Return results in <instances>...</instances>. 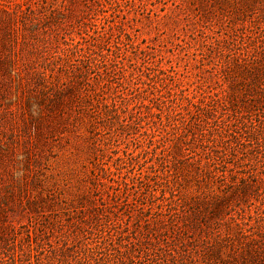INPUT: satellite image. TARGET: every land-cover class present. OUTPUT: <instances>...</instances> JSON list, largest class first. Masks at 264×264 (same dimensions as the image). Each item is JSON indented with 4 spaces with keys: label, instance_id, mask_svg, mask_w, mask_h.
Masks as SVG:
<instances>
[{
    "label": "rangeland",
    "instance_id": "rangeland-1",
    "mask_svg": "<svg viewBox=\"0 0 264 264\" xmlns=\"http://www.w3.org/2000/svg\"><path fill=\"white\" fill-rule=\"evenodd\" d=\"M0 264H264V0H0Z\"/></svg>",
    "mask_w": 264,
    "mask_h": 264
}]
</instances>
